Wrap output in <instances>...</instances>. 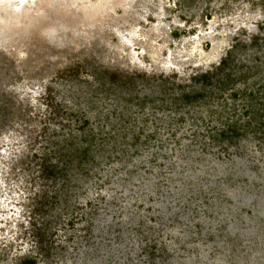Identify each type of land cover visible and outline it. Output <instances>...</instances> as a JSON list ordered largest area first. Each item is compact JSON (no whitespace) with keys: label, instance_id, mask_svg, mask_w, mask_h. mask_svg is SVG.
I'll list each match as a JSON object with an SVG mask.
<instances>
[{"label":"rangeland","instance_id":"rangeland-1","mask_svg":"<svg viewBox=\"0 0 264 264\" xmlns=\"http://www.w3.org/2000/svg\"><path fill=\"white\" fill-rule=\"evenodd\" d=\"M98 2L0 23V264H264V0Z\"/></svg>","mask_w":264,"mask_h":264},{"label":"bare ground","instance_id":"bare-ground-1","mask_svg":"<svg viewBox=\"0 0 264 264\" xmlns=\"http://www.w3.org/2000/svg\"><path fill=\"white\" fill-rule=\"evenodd\" d=\"M91 0H0V23H22L36 12H44L45 5L84 9ZM99 0L98 3H100ZM0 24V25H1Z\"/></svg>","mask_w":264,"mask_h":264},{"label":"trees","instance_id":"trees-1","mask_svg":"<svg viewBox=\"0 0 264 264\" xmlns=\"http://www.w3.org/2000/svg\"><path fill=\"white\" fill-rule=\"evenodd\" d=\"M227 61H228L227 59L223 60L220 66H222V64L226 65ZM199 78H201V77H199ZM91 142H92V144L94 143V141H91Z\"/></svg>","mask_w":264,"mask_h":264},{"label":"flooded vegetation","instance_id":"flooded-vegetation-1","mask_svg":"<svg viewBox=\"0 0 264 264\" xmlns=\"http://www.w3.org/2000/svg\"><path fill=\"white\" fill-rule=\"evenodd\" d=\"M175 33L177 37L181 34L180 30H176Z\"/></svg>","mask_w":264,"mask_h":264}]
</instances>
